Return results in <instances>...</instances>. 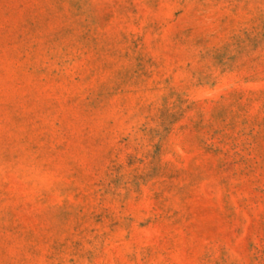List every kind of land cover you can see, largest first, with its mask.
<instances>
[{"label":"rangeland","instance_id":"rangeland-1","mask_svg":"<svg viewBox=\"0 0 264 264\" xmlns=\"http://www.w3.org/2000/svg\"><path fill=\"white\" fill-rule=\"evenodd\" d=\"M0 264H264V0H0Z\"/></svg>","mask_w":264,"mask_h":264}]
</instances>
